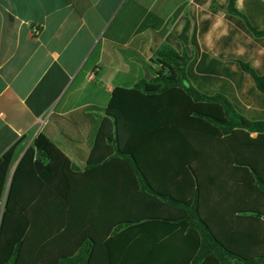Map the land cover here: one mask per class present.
I'll list each match as a JSON object with an SVG mask.
<instances>
[{
	"label": "trees",
	"instance_id": "1",
	"mask_svg": "<svg viewBox=\"0 0 264 264\" xmlns=\"http://www.w3.org/2000/svg\"><path fill=\"white\" fill-rule=\"evenodd\" d=\"M189 57L172 44L157 49L151 77L114 90L108 110L130 132L177 131L195 161L160 184L139 163L142 145L119 131L102 136L110 152L85 166L39 132L7 185L20 138L0 157V264L264 263V144L225 137L264 133V116L226 88L201 87L206 76ZM241 67L264 93L257 72Z\"/></svg>",
	"mask_w": 264,
	"mask_h": 264
},
{
	"label": "crops",
	"instance_id": "2",
	"mask_svg": "<svg viewBox=\"0 0 264 264\" xmlns=\"http://www.w3.org/2000/svg\"><path fill=\"white\" fill-rule=\"evenodd\" d=\"M171 44L206 76L201 87L226 88L264 116V93L241 67L264 80V0H0V157L23 138L20 156L43 132L85 166L110 152L102 136L119 131L126 145H142L136 156L155 182L175 179L197 158L180 133L130 132L108 110L113 91L133 88ZM225 137L264 144V133L243 128Z\"/></svg>",
	"mask_w": 264,
	"mask_h": 264
},
{
	"label": "water",
	"instance_id": "3",
	"mask_svg": "<svg viewBox=\"0 0 264 264\" xmlns=\"http://www.w3.org/2000/svg\"><path fill=\"white\" fill-rule=\"evenodd\" d=\"M150 77H151V75L148 73V71H146V79H149ZM21 155H22V154H21ZM21 155H20V156H21ZM20 156H18V157L15 159V161L13 162V165H12L11 170H10L9 175H8L7 185H8L9 182H10V179H11V176H12V173H13V170H14V168H15V166H16V164H17L19 158H20Z\"/></svg>",
	"mask_w": 264,
	"mask_h": 264
},
{
	"label": "built area",
	"instance_id": "4",
	"mask_svg": "<svg viewBox=\"0 0 264 264\" xmlns=\"http://www.w3.org/2000/svg\"><path fill=\"white\" fill-rule=\"evenodd\" d=\"M39 33V26H37L36 24H31L30 26V34L31 35H37ZM93 75V72H91L89 75H87V78H91Z\"/></svg>",
	"mask_w": 264,
	"mask_h": 264
},
{
	"label": "rangeland",
	"instance_id": "5",
	"mask_svg": "<svg viewBox=\"0 0 264 264\" xmlns=\"http://www.w3.org/2000/svg\"><path fill=\"white\" fill-rule=\"evenodd\" d=\"M145 77H146V73H145ZM1 205H3V201H1ZM264 264V263H263Z\"/></svg>",
	"mask_w": 264,
	"mask_h": 264
}]
</instances>
